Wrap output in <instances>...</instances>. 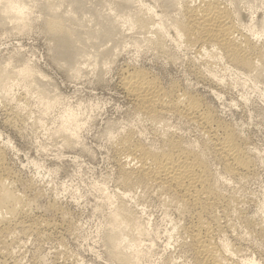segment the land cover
<instances>
[{"label":"rangeland","instance_id":"1","mask_svg":"<svg viewBox=\"0 0 264 264\" xmlns=\"http://www.w3.org/2000/svg\"><path fill=\"white\" fill-rule=\"evenodd\" d=\"M20 1L29 15L0 23V69L28 67L41 82L19 85L9 96L0 91V146L4 147L5 168L15 192L26 204L31 202L17 221L5 225L11 233L0 235V239L4 237L0 264H122L109 245L114 235L110 217L121 206L146 230L139 237L142 258L136 264H170L169 258L186 264V254L177 245L187 222L157 194L140 189L123 195L115 142L130 130L136 141L155 149L162 147L166 131L196 148L197 143L202 148L204 139L196 125L177 116H168L155 127L141 120L122 84L136 69L158 79L167 90L174 87L177 92L179 88L177 94L196 97L217 124L235 133L238 145L253 160V171L241 184L228 181L219 185L235 202L232 224L238 229L228 234L232 245L240 249L234 256L264 264V78L241 80L226 62L211 59L213 66H207L210 58H201L193 48L176 49L170 42L165 50L175 60L169 61L167 52L148 43L150 36L155 39L154 34L137 26L130 28L129 18L134 21L145 6L155 9L170 28L172 20L180 17L182 0L178 4L173 0H120L127 1L126 6L119 0ZM229 1L221 0L232 11L242 12L243 34H261L259 44L264 46V0ZM49 4L53 10L45 8ZM50 21L61 23V28L51 30ZM113 24L115 28L108 30ZM169 33L173 38L174 33ZM209 69L215 70L219 80H212ZM173 84L177 87H170ZM40 89L47 90L55 107L48 110L40 101ZM66 112L74 113L80 125L71 145L61 133ZM165 123L170 130L165 127L163 131ZM210 153V168L224 177L222 164ZM29 227L36 231L28 233ZM169 237L173 238L171 245L167 244Z\"/></svg>","mask_w":264,"mask_h":264},{"label":"bare ground","instance_id":"2","mask_svg":"<svg viewBox=\"0 0 264 264\" xmlns=\"http://www.w3.org/2000/svg\"><path fill=\"white\" fill-rule=\"evenodd\" d=\"M173 1H177V4L179 3L178 0ZM195 1L182 0V6L179 8L180 13L178 12L180 17L171 18L174 20H172L170 28L167 27L166 21L163 20L164 18L162 19L157 14L158 12L154 11L155 9L150 6H145V9L142 10L143 12L137 18H133L134 21L129 18L132 22L130 28L137 26L141 30L146 31V33L148 31L150 34H154L155 39L150 36L149 40H147L148 43L163 53L167 52V57H170L169 61L173 56H169V49L165 50L168 47V45L166 46L168 42L173 43L176 49L183 46L189 49L193 48L201 58L202 56L210 58V60L208 59L209 61H206L203 57V60L207 62H205L207 66H213V64L211 65V59L226 62L228 67L235 69L237 76L241 80L242 77H244L243 80L264 78V46L259 44L260 39L258 36L261 35L260 32V35L254 32L249 35L243 34L242 28L244 26L240 19V16L243 15H239L240 11L239 13L237 10V12L235 10L232 11L229 8L231 6L229 4L226 5L221 0H200L199 2L197 1V4L194 3ZM126 2L122 3V5H125ZM166 3L167 5L170 4ZM0 4H2L0 23L6 20H24L29 15L26 4L20 0H0ZM230 4H233V1ZM167 5L165 6L167 7ZM170 5L175 6V4ZM174 6H171L172 9H175L173 8ZM45 8L53 10L51 4L46 5ZM48 26L51 30H58L62 25L56 21H50ZM114 28L115 24L107 29L112 31ZM251 29L253 31L254 27H251ZM169 31L174 33L173 38L170 36ZM155 52L158 51L155 50ZM159 54L162 53L160 52ZM175 55L174 57L176 58ZM225 67L224 69L227 70L228 67ZM141 71H138V69L134 72L128 71L129 73L122 83L128 96L134 102L135 107H137L136 111L139 112L141 120L143 118L144 120L142 121H148L155 127L158 124L161 126L168 116H177L186 120V123L196 125L204 141L202 148L198 147L199 143L197 142V148L194 143L193 145L186 144L184 139L178 134L166 131V129H169L167 122L163 126V131L165 127L168 128L165 129L162 147L159 148L158 146L159 149H155L157 147H147L146 144L136 141V134L133 130H130L127 134L123 133V135H120L121 137L117 139L118 141L115 144L116 153L118 154L117 165H119L120 186L123 195L127 196L126 193H137L140 189L143 193L157 194L158 198L164 204H167L173 212L178 214L180 219L187 222L181 229V242L179 241L180 244L177 246L183 248L182 251L186 255L184 256V252L181 253L184 257H187L188 261L190 260L191 264H260L258 260L253 258L237 259L234 256L240 249L238 250L232 245L228 239V234L236 233L235 228L237 226L234 228L232 224V218L234 219L232 210L236 209H233L235 202L233 201V203L231 201L233 199L223 193L219 185L222 182L226 184L228 181L242 182L253 171V160L251 161L248 157L249 154L240 147L241 145H238L239 142L237 143L235 139V133L233 134L231 129L227 128L228 126L224 127L219 125V123L217 124L214 119L215 116L213 117L208 111L209 108L204 109L201 103L195 99L196 97L186 93L177 94L180 91L178 90L179 88L177 92L174 87L167 90L169 87L167 89H165L166 87L163 88L164 86L162 87L158 79L148 77L143 72L144 70ZM214 71L209 69V73L213 78L210 77L212 80L216 78L219 80ZM35 82H41V77L34 75L28 67L21 68L18 66L0 69V91L4 95H12L14 88L19 85L29 87ZM175 87L177 86L175 85ZM38 92L40 101L45 104L48 110L55 107V104L48 98L46 89H40ZM7 96L5 97L7 98ZM78 123L76 115L72 112H66L62 117L61 133L69 145L73 143L76 130L80 128ZM208 152H211L212 157L214 155L217 158L216 161L218 160L222 164L224 177H222L221 173H214L213 169H211L212 167L210 168V163H208L207 159ZM4 156V147L1 145L0 235L5 231L8 232L7 234L11 233L8 229L5 230V225L8 224L9 227L10 225L7 223L9 220L14 219L17 221L21 214L28 211L26 207L30 202L27 201L28 204H26L24 198L13 189L11 174L5 168L6 159ZM110 225L114 235L111 237L109 245L115 252L116 258L122 264L139 263L142 255L137 248L138 241L139 237L143 236L146 231L139 219L135 218L125 206H121L111 214ZM21 226L23 227V224ZM16 227L18 228V225ZM35 227L26 228L27 232L36 231ZM176 227L175 225V230ZM11 229L9 230L11 231ZM22 229L24 230V227ZM12 235L15 236L16 234H11L10 236ZM3 238L0 239V242L4 240ZM172 239V237H169L168 245H171ZM123 248L131 251V253L126 254ZM187 259L184 261L186 264H188ZM168 261L170 264L178 263L170 258Z\"/></svg>","mask_w":264,"mask_h":264}]
</instances>
